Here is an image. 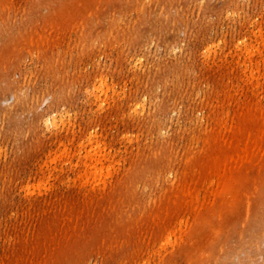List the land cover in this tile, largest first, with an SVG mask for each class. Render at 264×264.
Returning <instances> with one entry per match:
<instances>
[{
	"label": "rangeland",
	"instance_id": "1",
	"mask_svg": "<svg viewBox=\"0 0 264 264\" xmlns=\"http://www.w3.org/2000/svg\"><path fill=\"white\" fill-rule=\"evenodd\" d=\"M263 73L264 0H0V264H254L264 132L241 126Z\"/></svg>",
	"mask_w": 264,
	"mask_h": 264
},
{
	"label": "bare ground",
	"instance_id": "2",
	"mask_svg": "<svg viewBox=\"0 0 264 264\" xmlns=\"http://www.w3.org/2000/svg\"><path fill=\"white\" fill-rule=\"evenodd\" d=\"M172 1L174 2L175 5H178L180 7H184L187 2L190 3L192 0H176V1L172 0ZM113 3H114V1L108 2V4L110 5L111 8L114 7ZM114 16L115 15H109L108 18L106 19L109 24H112L116 20V18ZM100 24H101V22L99 23V25H97V27L101 26ZM148 28L149 27H148L147 23L143 22L141 34L139 35V38H137V41H138L137 44L140 43V41L142 40L143 37H147L148 35H150V33L151 34L153 33V31L151 30L152 32H150L148 34V31H147ZM162 41L168 48L167 55L171 58V60L161 68L160 74L166 76L167 73L169 72V70L173 69V71H175V74L178 75L180 73V70H181L180 69L181 62L176 57H174L176 54L175 49L178 45L177 44L178 43V32L176 33V30H175L174 32H171V34H166L163 37ZM252 48L253 47H251L250 48L251 50L249 49V51L247 50V55L249 54L250 57H251V54L254 55V52H255V50L253 51L254 48L253 49ZM207 51L210 52L209 49H207ZM209 55H211V54H209ZM248 56H247V58H250ZM245 60H246V58H245ZM256 65L258 66V64H256ZM256 65H255V68H256ZM255 70H259V69L257 68ZM255 70L253 69L252 65L250 64V65L246 66L245 72L247 73V75H251L250 78L253 79L254 75H255V73L253 74V72H255ZM258 75H259V73H258ZM263 75H264V73H263ZM261 79H263V78L261 77ZM191 96H193V94H191ZM178 98H180V96H179V93H177V91L176 92L173 90L169 91L167 94L164 95L162 102L159 104V111H162L164 113V115L167 114L169 112V110H171V107L174 105V103L178 100ZM262 104H263V106L259 107V110H249L242 115L243 116V124H242L241 128H244V127L249 128L252 132H254L256 134H261L264 132V100H263ZM136 105L141 106V103L136 104ZM142 110H144V109H142ZM164 122H166V120ZM52 124H53V122H52ZM14 126L16 127V125H14ZM165 126H166V123H163V125L160 124L158 126V128L156 129V133H155L156 142L154 145V147H155L154 155L149 157L147 159V162L145 163L146 171H147L146 172V174H147L146 179L148 182L150 181L152 184L157 183L159 176L161 174V171H164L166 173L164 175L166 176L168 174L167 171H168V169H170L172 162L173 163L175 162L173 160V155H174L173 153L174 152L172 149L171 138H169L168 140H162V141L160 140L164 136L163 131L166 129ZM262 183L264 184V182H262ZM232 205L233 204H229L227 207H229L230 209L225 208L222 211H220V213H223L224 210H225V212L226 211L232 212L233 207H234ZM245 225H246V223H243L241 228H245ZM166 246H167V248L168 247H174L171 239H169L166 242ZM166 246H164L165 249H166ZM200 256H201L200 261H202V259H203L202 254ZM243 256H244V254H243ZM237 258H238V256H237ZM253 260H255L254 264H264V253H261V252L256 253V256ZM146 261H148V260H146ZM236 261H237V259H236ZM196 262L198 263L199 261L196 259ZM144 264H146V262Z\"/></svg>",
	"mask_w": 264,
	"mask_h": 264
}]
</instances>
